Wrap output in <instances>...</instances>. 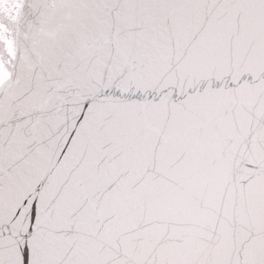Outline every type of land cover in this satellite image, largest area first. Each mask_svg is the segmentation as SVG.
<instances>
[{
  "label": "snow or ice",
  "instance_id": "snow-or-ice-1",
  "mask_svg": "<svg viewBox=\"0 0 264 264\" xmlns=\"http://www.w3.org/2000/svg\"><path fill=\"white\" fill-rule=\"evenodd\" d=\"M0 264H264V0H0Z\"/></svg>",
  "mask_w": 264,
  "mask_h": 264
}]
</instances>
